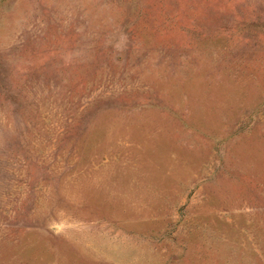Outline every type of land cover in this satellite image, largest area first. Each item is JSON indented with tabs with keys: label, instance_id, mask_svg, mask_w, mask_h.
I'll list each match as a JSON object with an SVG mask.
<instances>
[{
	"label": "rangeland",
	"instance_id": "1",
	"mask_svg": "<svg viewBox=\"0 0 264 264\" xmlns=\"http://www.w3.org/2000/svg\"><path fill=\"white\" fill-rule=\"evenodd\" d=\"M0 264H264V0H0Z\"/></svg>",
	"mask_w": 264,
	"mask_h": 264
}]
</instances>
